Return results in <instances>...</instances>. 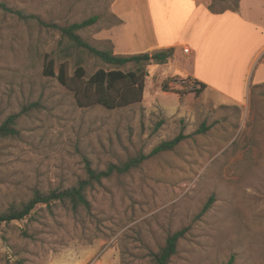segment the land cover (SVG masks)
Listing matches in <instances>:
<instances>
[{"label": "rangeland", "instance_id": "374dc122", "mask_svg": "<svg viewBox=\"0 0 264 264\" xmlns=\"http://www.w3.org/2000/svg\"><path fill=\"white\" fill-rule=\"evenodd\" d=\"M113 1L0 4L59 27L97 16L76 33L108 50L110 43L96 35L115 22ZM198 2L215 11L234 6V0ZM49 59L55 74L65 63L69 78L78 66L85 80L98 69H114L58 30L0 10V125L19 116V134L0 140V214L20 209L36 190L76 185L87 178V163L105 172L163 141L185 139L128 172L114 170L86 191L88 208L54 202L0 224V264H153L151 254L182 230L169 264H264V84L250 87L242 101L195 96L188 79L165 80L164 67H145L141 103L79 108L70 89L44 75ZM163 83L169 93L162 92Z\"/></svg>", "mask_w": 264, "mask_h": 264}, {"label": "crops", "instance_id": "0c3cea01", "mask_svg": "<svg viewBox=\"0 0 264 264\" xmlns=\"http://www.w3.org/2000/svg\"><path fill=\"white\" fill-rule=\"evenodd\" d=\"M110 10L120 24L99 31L98 41L121 56L173 48L166 64L147 66L164 67L165 80L189 78L231 101L264 84V0L221 12L198 0H114ZM145 89L146 80L143 97Z\"/></svg>", "mask_w": 264, "mask_h": 264}, {"label": "trees", "instance_id": "16d2710c", "mask_svg": "<svg viewBox=\"0 0 264 264\" xmlns=\"http://www.w3.org/2000/svg\"><path fill=\"white\" fill-rule=\"evenodd\" d=\"M238 3L239 0H234V6L231 10L236 11ZM0 10L13 14L22 21H36L43 27L56 29L63 37H66L70 41V44L87 51L90 55L100 59L105 64L114 67V69L111 70L98 69L85 80V70L81 66H78L75 69L73 76L69 78L65 63L60 64L58 67V73L55 74L53 71V61L50 59L47 61L43 71L44 75L56 77L61 85L70 89L74 94L76 105L79 108L100 105L108 110H115L136 103H141L144 94L145 78L148 75L145 67L153 64H166L174 53L173 48H167L151 53L121 56L113 53L111 44L108 50H99L83 41L76 33L98 22L99 18L97 16L90 17L80 23H74L68 27H59L54 24H46L33 15H27L22 11L13 10L5 4H0ZM209 10L217 12L212 9L211 5H209ZM112 18L115 22L110 24V26L120 24L119 19L115 16H112ZM45 58H47V56H45ZM130 63L136 65V70L124 72L117 69ZM187 79L190 80L189 78H186V80ZM192 82L198 86L192 90V93L197 96L202 93L205 86L194 80H192ZM256 87H260V85ZM161 90L163 92H169L168 84L163 83L161 85ZM172 93L179 97H182L184 94L182 91H174ZM18 118V115H10L0 125V140L7 137H16L19 134L16 129ZM184 139L185 136L180 134L172 140L163 141L153 148L148 155H141L138 158L130 159L121 167L110 166L105 172H97L87 163L85 167L87 178L80 180L76 185L65 189L48 192L34 191L32 198L22 205L20 209H13L7 213L0 214V224L21 221L25 219L36 206L45 205L46 207H50L54 202L69 204L74 210H77L80 207L88 208L89 202L86 197V191L93 188L95 184H100L101 181L106 179L114 170H117L120 173L128 172L131 168L137 167L142 161L147 160L150 157L163 152L173 151ZM183 234V230L171 234L166 239L165 245L156 253L151 254L153 264H169L171 258L176 254L179 240L183 237Z\"/></svg>", "mask_w": 264, "mask_h": 264}, {"label": "built area", "instance_id": "2783aa9c", "mask_svg": "<svg viewBox=\"0 0 264 264\" xmlns=\"http://www.w3.org/2000/svg\"><path fill=\"white\" fill-rule=\"evenodd\" d=\"M184 52H185V53H188V49H185ZM189 82H190V84H191L194 88H197V87H198L197 85H195V84L192 82V80H189ZM192 89H193V88H192Z\"/></svg>", "mask_w": 264, "mask_h": 264}]
</instances>
